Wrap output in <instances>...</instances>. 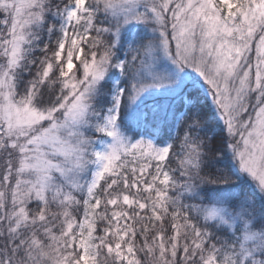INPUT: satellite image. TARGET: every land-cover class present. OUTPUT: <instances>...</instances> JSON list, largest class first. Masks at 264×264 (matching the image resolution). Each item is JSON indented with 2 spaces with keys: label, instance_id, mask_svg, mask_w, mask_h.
I'll list each match as a JSON object with an SVG mask.
<instances>
[{
  "label": "snow or ice",
  "instance_id": "1",
  "mask_svg": "<svg viewBox=\"0 0 264 264\" xmlns=\"http://www.w3.org/2000/svg\"><path fill=\"white\" fill-rule=\"evenodd\" d=\"M0 264H264V0H0Z\"/></svg>",
  "mask_w": 264,
  "mask_h": 264
}]
</instances>
